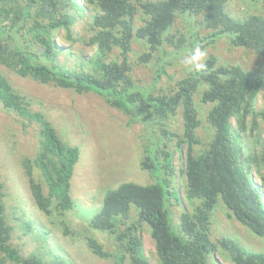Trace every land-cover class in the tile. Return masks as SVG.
Wrapping results in <instances>:
<instances>
[{
  "label": "trees",
  "instance_id": "1",
  "mask_svg": "<svg viewBox=\"0 0 264 264\" xmlns=\"http://www.w3.org/2000/svg\"><path fill=\"white\" fill-rule=\"evenodd\" d=\"M226 2L87 0V6H83L75 0H0V66L21 77L79 95L96 94L130 117V125L137 121L145 125L140 167L149 173L152 184L123 183L106 192L100 209L88 224L92 230L115 236L116 250L109 253L92 237L86 238L91 253L101 260L150 264L143 253L140 235V227L146 225L159 264H208V259L217 252L232 264H264V253L249 252L230 239L217 245L210 238L211 219L222 205L229 216L264 240V176L259 186L250 173L252 168L240 163L234 144L238 138L235 131L242 135L251 125L253 132L258 119L264 121V108L254 110L255 99L264 92V78L238 66H219L217 59L210 57L205 61L207 69L200 71L198 77L179 79L174 89L157 93V84L166 74L163 68H157L152 84L140 87L131 62L136 43L147 49L133 62L140 66L150 63L166 44L173 45L168 34L179 15H202L206 28L212 31L208 37L211 43L227 38L234 47L253 51L264 60V17L235 19L226 13ZM87 11L92 14L88 15L85 31L91 33L88 46L95 49V54L87 61V70H82L68 61L57 60L53 34L64 30L72 44L83 41L75 26L83 21ZM200 86L205 87L200 103L211 105L207 121L213 134L205 148L196 154L201 145L196 135L201 122L195 102ZM0 103L19 117L39 124L38 152L34 160L25 161V173L40 212L50 215L55 202V210L64 216L74 207L69 189L78 149L64 146L54 128L40 113L29 110V102L1 72ZM178 113L182 131L175 134L168 131L167 125ZM232 119L236 121L235 131ZM181 152L186 182L184 200L191 211H182L174 222L170 206L173 197H179L171 188V180L175 155ZM259 158L258 165L264 167V146ZM33 168L40 170L47 195L34 178ZM132 210L136 212V222L127 224ZM12 234L0 184V264H70L61 257L48 262L35 253L27 257L19 255L12 245Z\"/></svg>",
  "mask_w": 264,
  "mask_h": 264
},
{
  "label": "rangeland",
  "instance_id": "2",
  "mask_svg": "<svg viewBox=\"0 0 264 264\" xmlns=\"http://www.w3.org/2000/svg\"><path fill=\"white\" fill-rule=\"evenodd\" d=\"M75 1L87 6V0ZM225 11L238 20H244L251 15L264 17V0H227ZM85 14L87 16L83 17V21L75 26L83 41L72 44L64 30L53 34L57 60L62 63L68 61L69 65L82 70H87L86 63L95 54V49L88 46L91 33L85 31L88 15L92 12L87 11ZM137 25L140 26V23ZM211 34L212 31L206 28L202 15H179L168 34L173 45L166 44L163 51L144 66L133 63L147 50L143 44L136 43L131 62L137 84L140 87L152 84L153 74H156L158 67L163 68L166 74L157 84V93L174 89L179 79L198 77L200 71L184 63V59L197 47L206 50V60L214 57L219 66H238L244 72L264 78L262 57L248 49L234 47L227 38L211 43L208 40ZM0 72L14 90L26 98L29 110L40 113L54 128L63 145L79 151L69 189L74 207L64 216H60L55 210L54 202L50 215L40 212L31 194L24 167L25 161L34 160L38 152L40 126L35 120L21 118L0 103V184L4 195L6 221L13 227V247L23 257L35 253L48 262L55 257H61L70 264H114L112 259L101 260L92 254L86 238L92 237L105 251L114 253L115 236L92 230L88 223L100 209L108 190L116 189L123 183L141 186L152 184L149 173L140 167L146 139L145 125L141 121L130 125V117L107 105L96 94L79 95L72 90L45 85L29 77H21L2 66ZM204 91L205 87L200 86L195 96L201 122V127L196 132L201 145L196 148V154L205 148L213 134L207 121L211 105L200 103ZM263 108L264 92H261L255 99L254 110L261 111ZM231 126L233 130L236 129L235 119L231 120ZM167 129L171 133H181V113L169 120ZM250 129L251 125L242 135L234 130L238 137L234 144L238 148L240 163L252 168L250 173L261 186L264 167L257 162L260 163L259 155L264 146V121L258 119L253 132ZM171 149L174 150V144H171ZM173 166L175 173L171 188H174L179 198L173 197L170 210L174 222H177L182 211H191V206L184 200L186 182L183 176V152L175 155ZM33 176L41 183L43 193L47 195L48 188L40 170L33 168ZM132 222H136L134 210L130 211L127 224ZM211 223L212 243L218 245L223 239H230L249 252L264 253V240L256 238L229 216L222 205L214 212ZM140 232L145 257L150 264H159L155 244L146 225L140 227ZM208 264L232 263L221 252H217L208 259Z\"/></svg>",
  "mask_w": 264,
  "mask_h": 264
},
{
  "label": "clouds",
  "instance_id": "3",
  "mask_svg": "<svg viewBox=\"0 0 264 264\" xmlns=\"http://www.w3.org/2000/svg\"><path fill=\"white\" fill-rule=\"evenodd\" d=\"M206 56V50L197 47L184 59V63L197 71H204L207 69Z\"/></svg>",
  "mask_w": 264,
  "mask_h": 264
}]
</instances>
